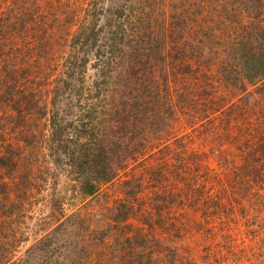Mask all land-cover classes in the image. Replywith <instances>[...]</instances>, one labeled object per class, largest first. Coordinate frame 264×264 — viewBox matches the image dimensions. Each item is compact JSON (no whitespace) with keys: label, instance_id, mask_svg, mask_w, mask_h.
<instances>
[{"label":"trees","instance_id":"1","mask_svg":"<svg viewBox=\"0 0 264 264\" xmlns=\"http://www.w3.org/2000/svg\"><path fill=\"white\" fill-rule=\"evenodd\" d=\"M59 7L63 16L57 14ZM0 8V264L10 259L9 235L18 233L15 210H29L35 204L33 190L53 176L51 183L57 184L58 166L67 167L81 195H95L103 183L121 182L125 191L117 197L113 225L108 222L118 233L100 236L99 256L94 241L77 239L71 249L80 251L69 264H154L157 239L128 221L134 200L142 202L137 195L153 186L152 176L176 173L177 161L190 169L198 158L191 145L198 139L226 141L211 145L220 173L228 171L219 181L218 196H229L230 182L237 179H246L263 196L264 0H142L135 17L122 7L107 25L99 24L96 10L83 18L74 10L77 5L68 11L54 0H11ZM210 9L213 14L207 15ZM9 29L21 37L16 44ZM225 50L232 64L222 62L214 71ZM92 53L97 78L86 85ZM56 73L60 80L51 79ZM70 96L78 99L62 112L57 104ZM219 113L221 119L215 120ZM179 117L185 127H174ZM155 159H166L172 169H163V160L152 166ZM37 161L55 174L26 179ZM204 187L189 194L187 204L208 211L205 206L213 203ZM177 191L162 193L168 210L176 208L171 202ZM229 199L221 196L214 204L226 212ZM156 205L160 213L161 203ZM179 225L184 229L187 222ZM55 247L49 240L40 250L55 256Z\"/></svg>","mask_w":264,"mask_h":264},{"label":"rangeland","instance_id":"2","mask_svg":"<svg viewBox=\"0 0 264 264\" xmlns=\"http://www.w3.org/2000/svg\"><path fill=\"white\" fill-rule=\"evenodd\" d=\"M33 1L46 4L48 0H29V2ZM54 1L59 6L62 5L68 9V11L74 9L77 5L79 10H74L83 18L93 17L96 10L97 15L94 17L98 18L99 24L107 25L110 21L117 20V11L122 7H125L126 12L135 17L140 11L138 6L142 0ZM159 1L169 2L170 0ZM10 2L11 0L3 2L0 7H5ZM67 3L71 4L72 8L66 6ZM213 11V9H210L207 15L213 14ZM57 14L64 15L62 7L58 8ZM77 26L78 23L72 30H75ZM65 28L68 29L69 26L67 25ZM7 31L9 34H13V29ZM12 37L15 39V44L21 39L16 33ZM225 45L230 46L226 42ZM58 46L63 48V46ZM223 48L232 50L230 47L225 48L223 46ZM90 58L92 62L89 63L86 79L83 80L86 85L97 78V68L92 65L95 60L93 53ZM232 60L231 53L225 50L221 53L217 62L213 64L212 69L216 71L222 62L232 64L230 63ZM57 73L51 76L52 80H60ZM223 73L225 74V72ZM238 87L240 88V86ZM0 99H3V97H0ZM77 99L78 97L75 96H70L68 99L65 97L57 104V107L65 112L64 109L69 107L67 103ZM164 106L163 104L162 109L167 110V105L165 108ZM72 108L74 109L73 113L78 112L77 108ZM79 110L81 111V109ZM222 115L219 113L215 120H220ZM71 116L76 117L74 114H70L69 117ZM180 119L181 117L174 121V127H185V125L180 126ZM155 120L157 121L156 117ZM160 122L159 126L164 127L166 122H162V118ZM38 128L31 127V130ZM225 142L213 140V138L198 139L194 145H191V150L196 151L198 158L194 165L192 163L189 166L190 169L180 168L182 161H177L176 166L179 167L174 168L177 169L176 173L168 171L166 173L168 177L161 179L155 177V175L152 176L149 183H152L153 186L144 188L137 195L138 198L142 196V202L139 203L134 200L135 210H133L132 217L128 221L133 226L135 225L134 227L143 226L140 229L142 233H146L149 238L155 237L157 239L152 248V256L153 259L155 258L154 264H264V194L260 196L259 190L255 188L252 190L246 179H243V181L242 179L233 180L230 182L231 185L227 182L230 187L229 196H218L219 193H217L219 191V181L224 180V177H228V171L226 168H222L223 173H220L221 168L215 160L213 146L211 147V145H219ZM41 160L43 161V159ZM158 160L163 159L152 160L151 165L154 166ZM238 160H241V158L239 157ZM169 162L171 163V161ZM54 163L51 160L47 162L50 165ZM164 163H166V159L163 160V169L165 167L168 170L172 169L168 163H166L167 166H164ZM58 167L55 169L59 173L55 185H52L56 179V176H53L55 171H49L48 168L40 165L38 161L33 166V174H29L30 177L26 178L36 180L53 176L42 189L35 188L33 190L35 204L27 206L26 208H29V210H15L12 220L15 221L18 233L15 237L9 235L12 230L11 226L8 227L11 242L6 243L7 246H10V259L6 264H16L19 259L23 258L26 260V264H69L71 259L80 251L79 247L71 249L77 239L86 241L84 240L86 236L94 241L93 246L96 254L99 250L102 251L103 242L100 240L102 234L110 231L113 235L118 233L116 227L109 226L108 222L110 224L111 221V225H113V217L117 212L115 208L118 201L117 197L124 195L125 191L121 187L122 183L117 182L116 185L103 183L98 193L92 196H84L76 190L77 183L67 167ZM244 182L247 187L242 185ZM198 183L199 186H205L204 190L207 198L209 197L213 204L215 203L214 199H220L221 196L225 202L227 199L233 198L232 200L229 199L230 203L226 212L221 210L222 206L219 204L205 206L208 211L204 210V206L202 207L196 203L187 204L189 194L199 193V190H201ZM170 188L178 190L175 193L176 199L171 202L172 205H176L173 210H168L165 206L167 198L162 194L168 193ZM204 199V196H202L201 204ZM257 199H261L262 204L256 202ZM156 203H161L160 213ZM148 218L149 220H146ZM144 219L151 222L146 223ZM171 221H173V225ZM181 221L187 222L184 229L180 228L179 222ZM191 222L201 225V230H198L197 226L192 225ZM178 230L179 232H177ZM111 239V234L105 235V241ZM117 239L120 241L119 237ZM49 240H52L56 246L55 256L53 254L47 255L45 251L41 253V244ZM57 258L60 261L58 263Z\"/></svg>","mask_w":264,"mask_h":264}]
</instances>
